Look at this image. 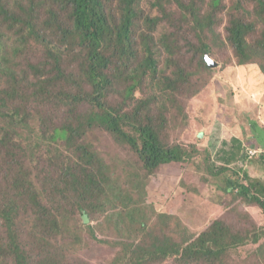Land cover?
<instances>
[{
  "label": "rangeland",
  "instance_id": "obj_1",
  "mask_svg": "<svg viewBox=\"0 0 264 264\" xmlns=\"http://www.w3.org/2000/svg\"><path fill=\"white\" fill-rule=\"evenodd\" d=\"M4 1L8 3L6 5L4 2V5L8 6L9 11L19 15L35 4L32 15L37 30L44 36L40 43L30 42L25 48L6 46L5 51L19 77L23 78L26 73L31 81H35V75L37 80H45L52 73V62L44 48L49 44L56 55L61 56L62 69L79 81L82 59L77 49L62 44L59 33L53 28L55 23L68 24V0ZM155 1L141 0L138 26L146 23L148 16L159 19L158 35L151 42L159 63L158 75L137 81L134 90H128L130 82H117L114 90L110 91L107 104L117 109L124 107L125 111L132 110L137 104L143 107L141 103L153 95V82L159 88L166 87L167 96L173 94L181 99V104L178 102L172 106L166 118L167 126H160V139L164 143L186 146L196 143L205 150H197L198 153L182 165L165 166L151 176L139 177L136 175L139 173L138 159L129 148L120 146L104 129L81 126V121L90 114L91 109L81 98L82 93L72 89L68 80L63 78V81L50 82L46 89L34 92L36 98H30L29 93L19 92L20 99L10 102L4 110H1L0 102V113L18 109L21 114L14 123L26 122L20 128L10 127V122H0V139L11 146L13 152L23 149L27 139H30L27 132L34 129V133L30 132L32 139L26 148L32 147V158L0 169V214L2 209H12L13 202L17 204V241L31 264H54L53 255L60 251L64 252L59 264H141L135 249L149 251L154 239L165 234L174 244H179L181 240L195 238L208 231L218 220L235 233L249 227L252 220L259 225L263 223L264 218L257 207L245 205L236 195L223 191L227 179L240 178V182L244 183L245 174L249 178L247 183H259L261 190H264V150L255 144L257 129H264L263 75L256 66L226 67L233 57L228 45L208 53L217 66L206 69L200 49L203 43L216 45L214 41L217 38L197 27L191 13L184 17L183 13L191 10L183 9L181 3L190 4L192 0H161L158 8L153 7ZM103 3L107 15L119 19L120 0H104ZM240 3L251 14L260 9L257 0H221L218 8L224 12L212 13L225 19L223 29L231 19L234 6ZM209 11L211 1L205 0L201 15ZM254 24L256 35L251 38L252 41L260 37L262 30L259 21ZM205 35L212 41L206 40ZM141 44L137 40L134 42L136 47L131 50L135 54L112 57L111 66L119 68L123 79L131 74L140 75L138 64L144 57ZM167 48L171 49L170 60L166 57ZM233 60L236 62L235 57ZM29 66L37 69L33 72ZM204 86H210L208 91L194 97ZM66 91L70 92L69 96L64 95ZM62 96L72 101L71 105L60 102ZM155 97L160 98V95ZM181 110L183 113L180 117ZM149 113L157 115V106H153ZM146 118L151 119L147 111L140 109L139 121L144 123ZM66 121L72 123L75 131L78 128L81 135L74 136L69 145L64 140L55 139L52 144L47 137H51L53 131ZM190 123L191 128L187 131ZM44 133L47 134L45 139L37 138ZM234 139L239 140L242 147L238 148ZM36 142L39 148H36ZM82 144L89 145L104 164L108 163L114 168L115 178L120 179L116 184L121 186L113 197L99 202L96 201L99 192H94L90 199L96 205L94 212L86 209L90 214V221L86 225L82 224L76 212L70 214L71 206L75 203L71 196L66 195L67 200L60 204V208L57 199L53 202L52 192L53 181L61 166H69L73 171L84 166L86 159L79 156L76 149ZM21 168L28 171V180L38 194V201L46 208L45 212L54 214L58 222L55 229H42L36 222L38 217H47L35 216L26 202L24 194L29 187L25 188V192L20 189ZM41 169L44 170L41 172ZM76 173L79 176L81 171L76 170ZM171 174L177 178H172ZM214 174L218 175L214 177ZM158 191L163 192L162 197H158ZM2 233L0 224V237ZM41 235L47 236L48 241H42ZM33 237H37L38 241H34ZM4 240L7 246L10 242L7 237ZM258 247L248 244L234 249L219 264H264V248ZM0 264L12 263L3 259ZM147 264L185 263L168 259Z\"/></svg>",
  "mask_w": 264,
  "mask_h": 264
},
{
  "label": "trees",
  "instance_id": "obj_2",
  "mask_svg": "<svg viewBox=\"0 0 264 264\" xmlns=\"http://www.w3.org/2000/svg\"><path fill=\"white\" fill-rule=\"evenodd\" d=\"M103 1L68 0V24L63 26L55 23V27H53L59 33L62 44L73 47L75 50L77 49L82 59L80 80L78 81L73 74H67L62 69L61 56H57L56 51L49 47V44H46L44 48L46 49L47 57L52 62V73H55V75L50 73L45 80H37L35 75V81H31L26 73L23 78L19 77V74L15 72V65L10 61L9 54H7L5 49L8 45L25 48L30 42L40 43L44 40V36L37 30V24L32 15L35 4H32L30 9L19 15L9 11L8 6L4 5L5 1L0 0V102L3 107L1 110H4L10 102L18 101L20 99L19 92L29 93L30 98H36L35 91L46 89L50 82L63 81L64 78L70 82L72 89L82 93L81 98L90 106V114L81 121V126L104 129L115 138L120 146L129 148L137 157L136 159H138L137 167L139 168V173L137 172L136 175L139 177L151 176L165 166L175 167L190 161L192 156L198 153L197 150L203 151L205 149L199 148L196 143H189L186 146L179 143H164L160 139V126H167L166 118L171 113L174 103L175 105L178 102L181 104V99L173 94L167 96L166 89L168 88L163 86L159 88L151 80L154 84V89L151 92L153 95L147 97L146 101L141 103L143 107L137 104L129 111H125L124 107L117 109L107 104L110 91L114 90L117 82H121V80H124L125 83L130 82L128 90H134L137 81L144 80L152 75L154 78L157 77L159 63L155 59L151 42L158 35L156 34V29L159 19L148 16L145 18V25L138 26L141 18L138 8L141 0H120V16L119 19H116L107 15ZM210 1L211 11L203 16L200 11L205 0H192L190 4L181 3L183 9L191 10L184 12V17L191 13L197 27L199 26L204 32L209 35H215L217 38L214 41L216 45L202 44L200 53L204 57V67L208 70L212 69L206 62L208 53L228 45L232 49L233 57L229 64H226V67L235 65L242 68H244L243 66H256L264 78V61L260 60L264 59V0H257L260 9L256 10L254 14L248 13L246 9H243L242 3L236 4L234 11L230 13V21L228 24L225 23L226 29H223L225 19H220L212 13L213 11L215 13L218 11L224 12L220 7L218 8L221 0ZM5 3L8 5L7 2ZM161 4V0H156L153 7L158 8ZM236 13L239 14L236 15ZM161 20L164 19L162 18ZM257 21L260 22L262 30L260 37L256 41H252L251 38L256 35L254 23ZM205 38L208 41H212L206 35ZM135 39L142 42L140 49L144 53L143 59L138 64L141 70L140 75L131 74L123 79L119 74V68L111 66V60L114 55L124 57L127 54H135L131 50V48L136 47L134 45ZM167 54L166 57L170 60L172 57L171 49L167 48ZM234 57L236 62L233 60ZM29 69L34 72L37 68L29 66ZM112 71L115 73H112ZM190 86L195 88L194 85ZM209 87L204 86V88L199 89L194 97H200L208 91ZM50 88L51 86L48 89ZM55 88L53 87L52 89ZM86 88L88 89L87 92L85 91ZM64 95L69 96L70 92L66 91ZM155 95H160V98H153ZM63 96L60 102L67 106L71 105L72 101H69L68 98H63ZM153 106H157V115L149 113ZM140 109L144 110V112L147 111L151 119L146 118V121L141 123L138 119ZM182 113L183 111L181 110L180 117ZM20 114L21 111L18 109L0 113V122L3 124L10 122V127L16 128H20L22 125L25 126L26 122L17 125L14 123ZM190 125L191 123L186 129L187 131L191 128ZM257 131L255 144L264 150V130L261 131L258 128ZM28 132L29 138L32 139L30 132L34 133V129ZM46 135L44 133L42 136H37V138L45 139ZM77 135H81L78 132V128L75 131L72 123L66 121L62 126L56 128L51 137L49 136L47 139H50L51 143L54 142V139L64 140L69 145L74 136ZM30 139H27L23 149L17 152H13L11 146L0 139V169L4 166H11L15 162H20V160L28 161L31 159L32 147L26 149L30 144ZM234 142L238 145V148L242 147L239 140L234 139ZM35 146L39 148V143L36 142ZM90 148L87 144L76 147L78 150L77 154L86 159L84 166L76 169L81 171L79 176H77L76 170L73 171L69 166H61L57 178L52 184L53 202L57 199L59 207L62 208L60 204L67 200L66 195L71 196L75 203L71 206L70 214L72 215L76 212L84 225L90 221V214L86 209L92 212L95 209L96 204L90 199L94 192H99V197L96 200L99 202L101 199L113 197L121 187L116 184L120 179L115 178L114 168L108 163L104 164L97 153L90 150ZM42 170L44 169H41V172ZM21 171L22 174H19L20 189L25 192V188L29 187L24 194L26 202L29 203L30 209L35 216L43 215L47 217L46 219L38 217L36 222L42 229H55L58 227V222L54 214L45 212L46 208L38 201V194L28 180V171L22 168ZM81 175L83 178L79 179ZM217 175L214 174V177ZM170 176L174 179L177 178L174 174ZM248 179L246 174L244 175V183L240 182V178L237 180L227 179L223 191L229 195H236L245 205L257 207L264 218V190H261L259 183L257 185L247 183ZM157 195L162 197L163 192L158 191ZM88 199L89 201L86 202ZM17 211V204L13 202L12 209H2L0 214V224L3 231V236L0 237V260L5 259L12 264H31L19 241H17L19 240ZM4 237H7L10 242L7 246L4 243ZM33 239L38 241L37 237H33ZM40 239L48 241V237L45 235H41ZM248 244L257 245L259 246L258 249L264 248V219L260 225L252 220L249 227L243 228L238 233L232 232L228 226L218 220L213 223L208 231L203 232L198 237L186 238L181 240L179 244H174L168 235L165 234L164 237L154 239V245L149 251L139 250V248H136L135 251H137L136 256L141 264L152 263L156 260L166 261L168 259H176L185 264H219L224 256L228 255L232 250L245 247ZM62 252L64 251L53 255L54 264L62 262Z\"/></svg>",
  "mask_w": 264,
  "mask_h": 264
},
{
  "label": "water",
  "instance_id": "obj_3",
  "mask_svg": "<svg viewBox=\"0 0 264 264\" xmlns=\"http://www.w3.org/2000/svg\"><path fill=\"white\" fill-rule=\"evenodd\" d=\"M206 62L208 63V65H209L210 68L217 66V63L214 62L209 55L206 56ZM256 137L257 136H255V138Z\"/></svg>",
  "mask_w": 264,
  "mask_h": 264
},
{
  "label": "built area",
  "instance_id": "obj_4",
  "mask_svg": "<svg viewBox=\"0 0 264 264\" xmlns=\"http://www.w3.org/2000/svg\"><path fill=\"white\" fill-rule=\"evenodd\" d=\"M251 153H252V151H251Z\"/></svg>",
  "mask_w": 264,
  "mask_h": 264
},
{
  "label": "crops",
  "instance_id": "obj_5",
  "mask_svg": "<svg viewBox=\"0 0 264 264\" xmlns=\"http://www.w3.org/2000/svg\"><path fill=\"white\" fill-rule=\"evenodd\" d=\"M264 130V129H263ZM238 138V137H237Z\"/></svg>",
  "mask_w": 264,
  "mask_h": 264
}]
</instances>
